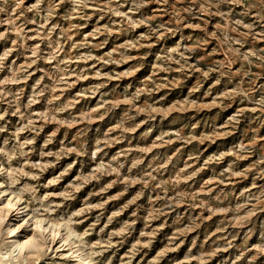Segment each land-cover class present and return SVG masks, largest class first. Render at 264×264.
Segmentation results:
<instances>
[{
  "label": "clouds",
  "instance_id": "1",
  "mask_svg": "<svg viewBox=\"0 0 264 264\" xmlns=\"http://www.w3.org/2000/svg\"><path fill=\"white\" fill-rule=\"evenodd\" d=\"M0 264H264V0H0Z\"/></svg>",
  "mask_w": 264,
  "mask_h": 264
}]
</instances>
